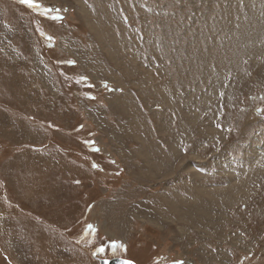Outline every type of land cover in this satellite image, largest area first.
I'll use <instances>...</instances> for the list:
<instances>
[{
    "label": "rangeland",
    "instance_id": "374dc122",
    "mask_svg": "<svg viewBox=\"0 0 264 264\" xmlns=\"http://www.w3.org/2000/svg\"><path fill=\"white\" fill-rule=\"evenodd\" d=\"M106 255L264 264V0H0V264Z\"/></svg>",
    "mask_w": 264,
    "mask_h": 264
},
{
    "label": "water",
    "instance_id": "95a60500",
    "mask_svg": "<svg viewBox=\"0 0 264 264\" xmlns=\"http://www.w3.org/2000/svg\"><path fill=\"white\" fill-rule=\"evenodd\" d=\"M100 264H134L133 261L129 259H102L101 261L99 260Z\"/></svg>",
    "mask_w": 264,
    "mask_h": 264
},
{
    "label": "bare ground",
    "instance_id": "6f19581e",
    "mask_svg": "<svg viewBox=\"0 0 264 264\" xmlns=\"http://www.w3.org/2000/svg\"><path fill=\"white\" fill-rule=\"evenodd\" d=\"M181 155V154H180ZM179 155V156H180ZM178 158V157H177ZM181 164V163H180ZM201 191V190H200ZM203 192V191H202ZM201 193V192H200ZM208 194V193H207ZM103 230H106L105 228H103ZM107 257L106 258H101V259H99L100 261L102 260V259H120V260H122V259H127V258H123V257H119V256H114V255H106ZM135 264V263H134Z\"/></svg>",
    "mask_w": 264,
    "mask_h": 264
},
{
    "label": "snow or ice",
    "instance_id": "6c2138e0",
    "mask_svg": "<svg viewBox=\"0 0 264 264\" xmlns=\"http://www.w3.org/2000/svg\"><path fill=\"white\" fill-rule=\"evenodd\" d=\"M22 2L31 4L32 3V0H22Z\"/></svg>",
    "mask_w": 264,
    "mask_h": 264
}]
</instances>
